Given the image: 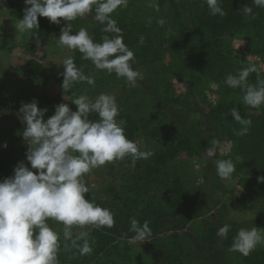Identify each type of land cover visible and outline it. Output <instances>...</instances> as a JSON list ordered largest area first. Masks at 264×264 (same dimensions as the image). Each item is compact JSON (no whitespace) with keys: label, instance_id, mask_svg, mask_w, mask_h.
Returning <instances> with one entry per match:
<instances>
[{"label":"trees","instance_id":"trees-1","mask_svg":"<svg viewBox=\"0 0 264 264\" xmlns=\"http://www.w3.org/2000/svg\"><path fill=\"white\" fill-rule=\"evenodd\" d=\"M4 1L10 20L19 22L24 0ZM158 4L157 11L149 6V0H128L126 8L112 14L122 29L124 43L135 54L133 67L145 78L143 84L135 86L114 73L97 70L74 50L71 57L76 66L85 75L94 76L95 84L77 81L63 91L64 71L54 74L38 58L25 56L36 44H50L57 26L61 32L63 21L57 25L38 17L39 31L24 32L19 45L0 36L7 61L3 71L12 79L9 85L16 100H24L22 104L37 101L40 108H48L47 119L60 103L75 110L72 102L80 95L90 99L100 93L114 95L120 108L117 120L126 121L125 135L141 151L152 152L134 166L131 157H126L94 169L100 172L97 185L91 186L94 178L86 176L90 187L86 198L115 214L112 228H71L74 238L95 240L90 255H80L70 242L68 249L63 248L65 226L47 221L61 235L59 264H264V244L257 245L248 256L229 251L239 229H264V182L258 181L264 176V106H247L243 91L225 84L228 74L236 75L250 65L257 67L259 79L264 80V8H258L254 0H221L225 15L213 16L205 0H158ZM245 5L251 7V14L243 11ZM161 18L166 21L163 26L157 23ZM103 28L97 23L91 29L95 40L110 36ZM234 31L255 44L254 59L235 47ZM177 76L188 80L184 97L171 88L170 81ZM54 81L62 94L49 93ZM247 82L256 85L258 74L250 73ZM208 92L216 96L215 100ZM3 106L0 179L11 176L17 162H26L27 150L22 137L25 125L17 128L6 123L12 117L19 118V113L8 112L11 108ZM233 107L251 119L247 135L235 134L241 125L232 119ZM89 118L98 119L96 114ZM213 139L219 144L216 155L209 157L207 148ZM223 144L226 152L220 151ZM224 159H231L236 169L228 179H221L215 167V160ZM235 186L243 191L233 199ZM240 209L249 211L250 216L239 218ZM133 217L140 225L149 222L152 235L147 240L128 242L134 236L129 231ZM224 225H230L226 238L217 235Z\"/></svg>","mask_w":264,"mask_h":264},{"label":"clouds","instance_id":"clouds-1","mask_svg":"<svg viewBox=\"0 0 264 264\" xmlns=\"http://www.w3.org/2000/svg\"><path fill=\"white\" fill-rule=\"evenodd\" d=\"M210 14L225 15L221 0H205ZM23 18L16 25L20 33L39 31L38 17L48 18L50 23L64 26L58 38L59 45L69 50H77L82 59L89 60L99 71L113 73L123 78L131 86L143 78L141 71L134 68L135 54L124 43L122 29L117 26L112 14L126 8L128 0H24ZM258 8H264V0H254ZM149 6L159 10L158 0H149ZM243 11L251 14L252 9L245 5ZM94 20L104 25L105 33L97 42L86 28L73 32L72 21L92 14ZM150 22V21H149ZM157 23L163 26L161 18ZM62 89L66 91L74 82L95 84V77L85 75L72 57L63 62ZM258 74V83L249 84L250 73ZM225 84L243 91V103L255 109L264 106V80L259 79L255 65L228 74ZM68 104L54 106V114L45 119L48 108H40L33 100L24 103L19 109L25 125L22 137L27 145L26 162L19 161L13 174L0 179V264H59L61 235L49 226L52 219L63 224V248L78 249L80 255L93 252L95 240L82 236L73 237L71 228L94 226L96 229L112 228L115 214L86 198L90 187L86 176L106 164L131 157L132 166L140 159H148L151 151H141L136 142L125 135L126 121L117 120L120 113L116 97L100 93L95 99L80 95ZM96 114L98 119H90ZM234 121L241 125L234 130L238 136L247 135L251 119L241 116L238 108L231 109ZM218 140L213 139L207 148V155L214 157ZM6 147V145H5ZM215 167L221 179H228L235 172L231 159L215 160ZM264 182V176L258 177ZM230 225L219 228L217 235L227 237ZM130 232L134 241H145L152 235L149 222L143 225L133 217ZM83 240V243L80 241ZM259 244H264V229L253 227L239 229L233 238L229 251L248 256Z\"/></svg>","mask_w":264,"mask_h":264},{"label":"rangeland","instance_id":"rangeland-1","mask_svg":"<svg viewBox=\"0 0 264 264\" xmlns=\"http://www.w3.org/2000/svg\"><path fill=\"white\" fill-rule=\"evenodd\" d=\"M93 17L94 15L89 14L85 16L84 18H79L75 20V23H73L74 25H72L73 32H76L81 27H83V28H86L90 33L92 31L91 29L94 28V26H96L98 23L94 20ZM17 24L18 22H14L10 20L8 9H7V3H5L4 0H0V28H1L0 36L5 37L7 42L8 40L10 41L13 40L16 42V45H19V43L20 42L22 43L24 40V36H23L24 33H20L16 31ZM56 29H57V32L54 33L53 39L50 42V44L48 45L36 44L35 47L32 48L33 50H31V52L29 51L28 53H25V56L27 58L32 57V56L38 58L40 61H42L45 64L48 70H50L54 74L64 71V67H63L64 60L68 57H71L74 52V50H69L59 45L58 38L60 35L59 33L60 27L57 26ZM235 32L237 31H234V36H233L234 37L233 43L235 44V47L237 49L240 48V53L244 52L249 59H254L256 56L253 52L255 44L250 43L249 40L247 41L246 38L240 37ZM111 35L113 34L110 33L109 37H111ZM2 48L3 46L0 45V101H1L0 102V112L5 111L4 109L5 106L3 105H8L9 108H11L10 111L8 112H13L11 110H14L16 113H19V116H20L19 118L12 117L10 120L7 119V122H6L8 126H12V124L14 123V127L19 128V126H21V123H22V119H21L22 114L19 112V109L22 106V102H25V101L22 100L21 102H19L18 100H16V95L14 94V88L13 87L11 88V85H9L10 83L12 84V79H10V77L6 78L5 76V73L3 71L5 69L3 68V62H7V61L3 57V52L1 50ZM22 56H19V57H22ZM144 79L145 78L138 80L136 84H143ZM170 82H171V88L173 89L175 93H177L178 95L182 97L186 96V94L188 93V88H189L188 87L189 83L186 77H182V76L173 77ZM50 89L51 91H49V93L51 95L62 94L60 91H58V83L55 81L51 84ZM65 95L66 94H64V96ZM208 95L211 97L212 100H215L216 96H211L212 95L211 92H208ZM32 101L33 100H31L30 102ZM227 150L228 148L226 147L225 144L220 145L221 152H226ZM197 168L199 169V166H197ZM105 175L106 174H104V178L108 179V177ZM87 176L94 178L93 182L91 183V186H94V185H97V182L100 179V172L96 173L95 170L93 169ZM234 183L237 184V181L235 180ZM242 191L243 189L241 187L235 186L234 189L231 191L233 199H236V197L234 196L235 194H240L242 193ZM237 215L239 216V218H248L250 216V213L249 211L246 212L245 210L242 211L240 209L237 211ZM131 241L133 242L134 240L132 239L128 240V242H131Z\"/></svg>","mask_w":264,"mask_h":264},{"label":"built area","instance_id":"built-area-1","mask_svg":"<svg viewBox=\"0 0 264 264\" xmlns=\"http://www.w3.org/2000/svg\"><path fill=\"white\" fill-rule=\"evenodd\" d=\"M259 63H260V65H261V64H262V61H260Z\"/></svg>","mask_w":264,"mask_h":264}]
</instances>
